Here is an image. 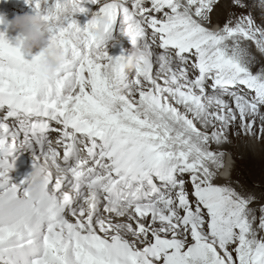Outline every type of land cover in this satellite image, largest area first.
<instances>
[{
    "label": "snow or ice",
    "instance_id": "1",
    "mask_svg": "<svg viewBox=\"0 0 264 264\" xmlns=\"http://www.w3.org/2000/svg\"><path fill=\"white\" fill-rule=\"evenodd\" d=\"M56 2L26 0L65 50L55 73L0 31V264H264V185L220 176L225 145L264 141V14L75 0L109 18L97 42ZM117 25L142 48L132 78L108 54ZM34 146L48 171L30 194L8 173Z\"/></svg>",
    "mask_w": 264,
    "mask_h": 264
},
{
    "label": "clouds",
    "instance_id": "2",
    "mask_svg": "<svg viewBox=\"0 0 264 264\" xmlns=\"http://www.w3.org/2000/svg\"><path fill=\"white\" fill-rule=\"evenodd\" d=\"M78 14L75 0H57L48 10V15L62 22L66 17ZM92 24L85 32L80 33L81 37H91L99 42L105 36L104 26L110 23L108 17L103 13L93 12L91 15ZM0 22L7 28L18 33L16 46L22 51L31 55L33 50L43 53L42 68L46 73H55L64 62L65 50L49 42L51 24L38 13L24 12L16 14L9 21L6 14H0ZM142 48L132 45L129 53L123 57L122 67L127 73L137 72L142 67ZM48 167L45 163L36 161L27 176L26 191L30 194L38 193L46 183Z\"/></svg>",
    "mask_w": 264,
    "mask_h": 264
},
{
    "label": "bare ground",
    "instance_id": "3",
    "mask_svg": "<svg viewBox=\"0 0 264 264\" xmlns=\"http://www.w3.org/2000/svg\"><path fill=\"white\" fill-rule=\"evenodd\" d=\"M252 7L253 15L259 20L262 14H264V0H250ZM224 3V12H227V5L229 0H223ZM42 6V14H43ZM24 12L33 13V9L26 3V0H23L19 4H12L8 0H0V14H6L8 20L10 21L14 15L23 14ZM214 19L216 17L214 16ZM0 31H5L6 36L13 38L14 41L10 43L15 44L18 33L7 28L5 25L0 24ZM38 53V50L34 49L31 56H34ZM260 55L259 53H255ZM31 56H26V59H31ZM129 78L134 76V72L127 73ZM228 149V154L233 158L236 163V168L232 171L231 179L239 180L243 184L247 185L249 188L255 186L256 189H259L264 185V141H250V139H236L231 145H225ZM25 153L28 152V149H20Z\"/></svg>",
    "mask_w": 264,
    "mask_h": 264
},
{
    "label": "water",
    "instance_id": "4",
    "mask_svg": "<svg viewBox=\"0 0 264 264\" xmlns=\"http://www.w3.org/2000/svg\"><path fill=\"white\" fill-rule=\"evenodd\" d=\"M11 1L14 2V3L19 4V3H21L22 0H11Z\"/></svg>",
    "mask_w": 264,
    "mask_h": 264
},
{
    "label": "rangeland",
    "instance_id": "5",
    "mask_svg": "<svg viewBox=\"0 0 264 264\" xmlns=\"http://www.w3.org/2000/svg\"><path fill=\"white\" fill-rule=\"evenodd\" d=\"M8 40L11 42V41H14L13 38H10V37H7ZM250 141H254V139H250Z\"/></svg>",
    "mask_w": 264,
    "mask_h": 264
}]
</instances>
